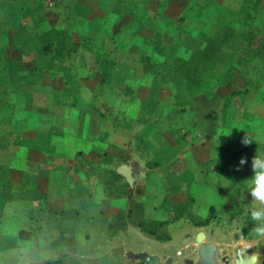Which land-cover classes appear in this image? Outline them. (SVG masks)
Masks as SVG:
<instances>
[{
  "label": "rangeland",
  "instance_id": "374dc122",
  "mask_svg": "<svg viewBox=\"0 0 264 264\" xmlns=\"http://www.w3.org/2000/svg\"><path fill=\"white\" fill-rule=\"evenodd\" d=\"M123 1L0 0V158L45 156L55 167L82 172L83 207L111 205L122 216L129 198L140 201L142 213L134 217L168 219L159 232H174L182 247L158 246L138 228L142 236L122 229L112 241L126 236L159 264H207L203 246L193 243L188 254L185 243L192 242L182 240L193 239L192 222L215 214L208 206L205 214L191 209L186 186L193 175L180 159L190 142L186 123L195 105L219 120L213 138L222 153L214 175L233 179L240 172L227 204L241 201L231 233L245 234L255 223L248 168L253 156L264 157V0H128L133 14L121 12ZM206 43L207 56L182 60ZM246 134L254 139L248 146L241 143ZM0 164L7 169H0L1 196L10 181L12 191L36 197L28 172ZM37 165V173L47 172V164ZM162 190L166 200L156 202ZM183 200L189 205L182 211L193 214L174 218L171 203ZM215 223L207 230L221 241ZM123 225L118 218L116 226ZM128 260L149 264L139 256Z\"/></svg>",
  "mask_w": 264,
  "mask_h": 264
},
{
  "label": "crops",
  "instance_id": "0c3cea01",
  "mask_svg": "<svg viewBox=\"0 0 264 264\" xmlns=\"http://www.w3.org/2000/svg\"><path fill=\"white\" fill-rule=\"evenodd\" d=\"M197 108V105L193 107L194 113L190 114L189 122L186 123V128L190 130V142L180 159L193 175V180L186 186L193 197L192 211L205 214L206 207L209 209L212 205L215 214L210 216L205 224L192 223L193 239L188 235L182 238L183 241L192 242L185 243L187 253L189 254L195 243L196 246H203L201 255L207 264L215 262L216 258L219 259V264H259L264 260V240L254 233L255 223L245 234L231 233V227L237 221L236 209L241 201L237 200L235 204L228 205L227 196L233 187L241 185L240 172H237L233 179H222L214 175L216 157L222 153L221 147L214 139L215 131L220 126L219 120L214 119L208 111L203 115L201 107L200 110ZM37 127L46 129L43 126ZM0 162H5L11 170L18 168L28 172V177L33 179L32 188L43 193L40 197L26 196L3 203L0 210V245L5 242V246L0 248V264H46L48 259L55 256H61L65 264H130L128 258H137L139 252H144L138 248L139 243L128 240L126 236L112 241L113 231L120 232L122 229L131 233L136 230L137 236H142L136 229L138 227L129 222L126 212L122 216H115L111 205L100 211L99 205L94 210L80 204L78 188L86 182V175L82 172L73 168L66 170L55 167L45 156L35 160L28 156L18 160L0 158ZM39 162H42V166L48 165L47 172H36ZM248 171L252 177L251 166ZM211 174L215 179L208 178ZM13 178L14 175L11 180ZM249 183L252 186V181L249 180ZM248 193L250 194V191ZM164 195L162 190L155 201L161 200ZM251 198L249 201L253 205ZM239 208L242 211L243 206ZM118 218L124 224L121 228L116 226ZM155 218L163 219L159 215ZM179 222L180 220H177L171 225H178ZM214 223L217 224L216 235L219 234L218 231L221 232V241L214 239L212 236L215 233L211 235L207 230V226ZM19 229L31 231V237L20 239L17 236ZM169 235V239L154 238L156 241L152 242L159 244L158 246L173 245L175 252L177 245L180 247L182 244L176 241L178 239H174V232L170 231ZM78 244L86 245V251L78 250ZM177 250L176 253H180L183 258L187 256L184 249ZM163 252L166 251H161V258L164 256ZM195 259L193 256H187L188 261Z\"/></svg>",
  "mask_w": 264,
  "mask_h": 264
},
{
  "label": "trees",
  "instance_id": "16d2710c",
  "mask_svg": "<svg viewBox=\"0 0 264 264\" xmlns=\"http://www.w3.org/2000/svg\"><path fill=\"white\" fill-rule=\"evenodd\" d=\"M120 7L122 6V9H121V12H127L129 14H133V11L131 9V7L134 8V5H132L131 3H128V0H124L122 3L119 4ZM158 50H163L164 48L162 47V45L160 44V41H159V38H157V41H156V45ZM208 47L209 45L206 43L205 46L199 50L198 52L196 53H190L187 58L185 59H182V60H185V62H189L191 61L192 58L194 55H201V56H207L208 55ZM143 57V66L144 68H148V62L147 59H149L148 56H142ZM97 60L98 59V56L96 57ZM0 169H2L3 171L6 169L5 166L1 165L0 164ZM7 171V169H6ZM9 179V178H8ZM10 181H7V190L2 192V196H1V193H0V210H1V207L3 205V203L6 201V200H11V199H16V198H25V194L24 193H20V192H15V191H12V189L10 188V184H9ZM37 192V197H40V195L43 196V193L42 192ZM165 200H166V197H163ZM163 200V201H165ZM189 205V201L188 200H183V201H177V202H174V203H171V209L172 211L174 212V215L173 217L174 218H178L180 217L181 215H183V213L187 212L189 213L190 215L193 214V212L191 210H188L187 211H182L183 208H187ZM215 208L214 206L210 205L209 206V211H214ZM135 212H140L142 213V204L140 201L136 200V199H132V198H129V201H128V206H127V210H126V217L127 219L129 220L130 223H132L133 225L137 226L141 231L145 232V233H148L152 236H154L156 239L158 240H166V239H169L170 238V235L169 233L163 229V232L160 233L159 232V228L160 227H164L166 226L167 222H168V219H153V218H148V217H140V218H135L134 217V214ZM209 218L210 216H206L204 217L203 219L201 220H197V221H194L192 222L193 224L195 225H201V224H205L209 221ZM243 232H246L247 231V228H243L242 229ZM31 234L32 232L29 231V230H26V229H19L17 231V236L20 238V239H27V238H30L31 237ZM3 246H5V242H3L1 245H0V248H2ZM46 264H65L62 257L61 256H55V257H52L50 259H48L46 261ZM259 264H264V260H262Z\"/></svg>",
  "mask_w": 264,
  "mask_h": 264
},
{
  "label": "clouds",
  "instance_id": "9594fccd",
  "mask_svg": "<svg viewBox=\"0 0 264 264\" xmlns=\"http://www.w3.org/2000/svg\"><path fill=\"white\" fill-rule=\"evenodd\" d=\"M253 138L247 134L241 139V143L245 146L253 142ZM244 157L240 159V166L246 164ZM251 167L253 171L252 186L250 187V195L255 202L251 209V219L255 222L254 233L258 236H264V157L256 154L252 157ZM239 170V166L238 169Z\"/></svg>",
  "mask_w": 264,
  "mask_h": 264
},
{
  "label": "water",
  "instance_id": "95a60500",
  "mask_svg": "<svg viewBox=\"0 0 264 264\" xmlns=\"http://www.w3.org/2000/svg\"><path fill=\"white\" fill-rule=\"evenodd\" d=\"M123 171H124V173H125V175H126L128 181H129V183L131 184L132 181H133V177H132V175L130 174V169H129V167L124 166V167H123ZM137 256L141 257V259H143V260L148 261L149 264H159L158 256L155 255V254H154V255H149V254H147V253H145V252H139V253L137 254Z\"/></svg>",
  "mask_w": 264,
  "mask_h": 264
}]
</instances>
